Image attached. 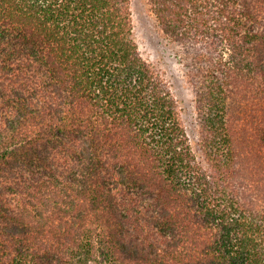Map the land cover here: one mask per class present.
<instances>
[{
    "label": "trees",
    "instance_id": "1",
    "mask_svg": "<svg viewBox=\"0 0 264 264\" xmlns=\"http://www.w3.org/2000/svg\"><path fill=\"white\" fill-rule=\"evenodd\" d=\"M0 0V264H264V0Z\"/></svg>",
    "mask_w": 264,
    "mask_h": 264
},
{
    "label": "rangeland",
    "instance_id": "2",
    "mask_svg": "<svg viewBox=\"0 0 264 264\" xmlns=\"http://www.w3.org/2000/svg\"><path fill=\"white\" fill-rule=\"evenodd\" d=\"M134 25L142 52L167 72L177 97L182 101L185 123L194 148L199 150L200 128L193 94L184 79L183 67L177 61L185 46L170 42L160 31L148 0H131Z\"/></svg>",
    "mask_w": 264,
    "mask_h": 264
}]
</instances>
